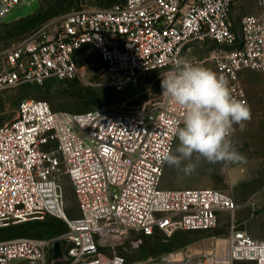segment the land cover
Instances as JSON below:
<instances>
[{
    "label": "built area",
    "instance_id": "2783aa9c",
    "mask_svg": "<svg viewBox=\"0 0 264 264\" xmlns=\"http://www.w3.org/2000/svg\"><path fill=\"white\" fill-rule=\"evenodd\" d=\"M28 1L34 0H0V23ZM238 1L124 0L105 9L74 8L12 45L0 44V99L26 84L84 78L78 58L89 50L98 52L111 85L125 90L170 70L198 42L219 46L212 57L216 73L249 105L241 73H264V0L235 31L230 16ZM208 61L201 65L209 68ZM181 119L182 110L165 96L147 109L83 113L22 99L15 119L0 126V229L56 217L68 231L0 242V264H55L56 241L67 257L62 264H126L121 250L128 251L130 236L136 244L158 233L212 231L225 215L228 233L212 236L208 249L135 264H264V240L239 223L232 192L161 187L160 154L174 148L169 126ZM65 175L80 213L75 219L67 215Z\"/></svg>",
    "mask_w": 264,
    "mask_h": 264
},
{
    "label": "rangeland",
    "instance_id": "374dc122",
    "mask_svg": "<svg viewBox=\"0 0 264 264\" xmlns=\"http://www.w3.org/2000/svg\"><path fill=\"white\" fill-rule=\"evenodd\" d=\"M124 0H34L16 6L0 23V44L12 45L40 26L74 8L105 9ZM257 0H239L234 6L230 20L235 31L242 18L260 12ZM24 18V19H22ZM16 21L14 23H11ZM9 23V24H4ZM216 44L195 42L184 50L182 58L201 64L209 60V69L215 70L212 57L218 50ZM85 77L58 81L49 80L43 85L26 84L10 90L0 99V126L15 119L22 99L47 101L55 111L83 113L103 108H120L134 111L147 109L163 100L160 75L144 78L139 84L125 90H117L110 83L105 64L98 52L89 50L78 58ZM241 81L249 93L251 119L243 131L237 126L234 140L239 151L246 157L243 165H222L203 162L198 174L186 177L174 168L165 166L161 187L163 189L217 188L234 194L240 206L236 214L239 223L249 234L264 240V73L245 70ZM178 141L176 140L174 148ZM64 187L67 195V215L78 218L80 213L71 183L65 175ZM229 216L225 215L221 226L212 231H176L171 236L158 233L154 238L140 239L132 244L133 236L125 241L121 250L127 258L126 264L138 260L159 258L176 252H197L210 247L211 237L228 233ZM68 231V224L60 218L46 217L22 224H11L0 229V242L20 237L47 238L60 236ZM123 247V248H124ZM55 264H62L57 262ZM246 264V263H239Z\"/></svg>",
    "mask_w": 264,
    "mask_h": 264
},
{
    "label": "clouds",
    "instance_id": "9594fccd",
    "mask_svg": "<svg viewBox=\"0 0 264 264\" xmlns=\"http://www.w3.org/2000/svg\"><path fill=\"white\" fill-rule=\"evenodd\" d=\"M160 77L162 94L182 110V119L169 126L178 143L162 151L161 161L189 178L203 162L243 165L246 157L233 137L250 121L251 109L233 95L229 81L187 58L175 59Z\"/></svg>",
    "mask_w": 264,
    "mask_h": 264
},
{
    "label": "water",
    "instance_id": "95a60500",
    "mask_svg": "<svg viewBox=\"0 0 264 264\" xmlns=\"http://www.w3.org/2000/svg\"><path fill=\"white\" fill-rule=\"evenodd\" d=\"M52 250H53V257H52L53 263L63 261L67 258L66 255L63 253L60 241L54 242L52 246Z\"/></svg>",
    "mask_w": 264,
    "mask_h": 264
},
{
    "label": "crops",
    "instance_id": "0c3cea01",
    "mask_svg": "<svg viewBox=\"0 0 264 264\" xmlns=\"http://www.w3.org/2000/svg\"><path fill=\"white\" fill-rule=\"evenodd\" d=\"M22 19H24V18H22ZM14 22H16V21H13V22H11V23H14ZM4 24H9V23H4ZM247 94H248V98H249V93L247 92ZM249 106H251V101H250V99H249Z\"/></svg>",
    "mask_w": 264,
    "mask_h": 264
},
{
    "label": "bare ground",
    "instance_id": "6f19581e",
    "mask_svg": "<svg viewBox=\"0 0 264 264\" xmlns=\"http://www.w3.org/2000/svg\"><path fill=\"white\" fill-rule=\"evenodd\" d=\"M174 256H175L176 258H179V257L182 256V254H181V253H177V254H174Z\"/></svg>",
    "mask_w": 264,
    "mask_h": 264
}]
</instances>
